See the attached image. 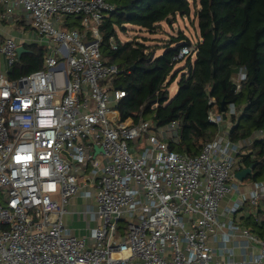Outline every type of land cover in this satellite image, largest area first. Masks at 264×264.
<instances>
[{"label": "built area", "instance_id": "built-area-1", "mask_svg": "<svg viewBox=\"0 0 264 264\" xmlns=\"http://www.w3.org/2000/svg\"><path fill=\"white\" fill-rule=\"evenodd\" d=\"M113 10L105 0H0L1 22L22 20L32 32L0 29V264H264V238L236 221L264 200V181L242 192L234 176L238 154L263 133L239 142L218 133L187 156L169 149L165 131L176 122L120 120L110 109L124 97L113 88L119 68L99 49ZM71 16L79 29L66 25ZM24 42L49 51L41 69L10 79ZM188 55L185 46L177 58ZM208 104V121L221 125ZM79 194L94 200L75 213L96 221L90 238L64 221Z\"/></svg>", "mask_w": 264, "mask_h": 264}, {"label": "trees", "instance_id": "trees-1", "mask_svg": "<svg viewBox=\"0 0 264 264\" xmlns=\"http://www.w3.org/2000/svg\"><path fill=\"white\" fill-rule=\"evenodd\" d=\"M105 1L114 10L101 23L99 49L105 64L119 68L113 88L122 89L124 97L112 110L118 112L120 120L151 121L159 128L176 122V129L165 131L169 149L187 156L198 155L204 144L226 130V122L230 142L251 139L260 131L263 137L252 139L237 158L240 170L253 165L246 179L264 181V0ZM191 12L196 18L195 43L179 30L157 56L155 47L145 43L147 40L121 42L118 38L117 30L126 31L125 25L154 32L161 23L172 27L176 17L188 18ZM79 21L80 17L71 16L66 25L79 29ZM111 37L118 42L116 50L109 45ZM185 46L192 49V55L177 58ZM25 48L27 52L10 69V79L43 66L45 48L36 43ZM181 61L183 66L175 70ZM241 69L244 77L236 82ZM175 82L177 88L171 95ZM211 98L223 125L208 121ZM245 208L255 213L241 217L242 226L264 238V200L256 207ZM124 229L125 223H119L120 235Z\"/></svg>", "mask_w": 264, "mask_h": 264}, {"label": "rangeland", "instance_id": "rangeland-1", "mask_svg": "<svg viewBox=\"0 0 264 264\" xmlns=\"http://www.w3.org/2000/svg\"><path fill=\"white\" fill-rule=\"evenodd\" d=\"M70 22H72V20L70 19ZM5 23L0 21V29H2L5 33H7L9 36L12 37H19L20 29L14 25H11V27H5ZM11 28V29H8ZM21 29H25V31L22 33L23 36L26 38L28 33L30 32L29 29L26 28H22ZM126 31H122V30H117V35L118 38L121 39L122 41H126V40H136V41H143V40H147V42H145L147 45L155 47L156 49V55H160L162 54L163 50L161 49L169 40L172 36H176L177 32L179 30H182L190 39L193 43H195L198 39V35H197V30H196V18L193 14V12H191L190 16L188 18H182V17H176L175 23L173 24L172 27H170L169 25H167L166 23H161L160 24V28L155 30L154 32H148L145 29H142L140 27L137 26H133V25H125ZM88 41L87 39L83 40ZM46 50V54L48 53V49L47 47L43 46ZM19 58V56H18ZM2 62V59H1ZM3 64V62H2ZM184 62L181 61L180 63H178L175 66V70H178L181 66H183ZM5 69V66L4 68ZM175 88H177L176 82L173 83L171 85L170 88V94H174V90ZM113 106H110V109L112 110ZM223 122L221 123V125H223ZM228 122L225 123V128ZM228 129V127H227ZM138 142L136 140H131L128 142L129 145V150L133 153L135 150H137V145ZM136 147V148H135ZM244 184L245 185H249L251 183L250 179H244ZM6 198V196H5ZM94 203V200H93ZM89 204H92V199H87L85 203H83V206H87ZM94 205V204H93ZM82 209V206H80V209ZM76 213V212H75ZM74 213V214H75ZM76 215V214H75ZM239 215V213L237 214V216ZM89 215H83L82 217H77L75 216L74 219H79L83 222H85L86 219H89ZM66 224V223H65ZM123 224V223H120ZM240 224V223H239ZM67 225V224H66ZM119 237V235H117V238Z\"/></svg>", "mask_w": 264, "mask_h": 264}, {"label": "crops", "instance_id": "crops-1", "mask_svg": "<svg viewBox=\"0 0 264 264\" xmlns=\"http://www.w3.org/2000/svg\"><path fill=\"white\" fill-rule=\"evenodd\" d=\"M3 23H5V22H3ZM5 24H6L5 27H11V25H14V26L18 27L20 29V32H21L20 34H22L25 31V29H21L20 27L26 28V29H29L30 30V28H28L27 26L24 25V23L22 22V20L21 21H17V22H13V21L12 22H7ZM11 28H8V29H11ZM2 33L4 35H8L3 30H2ZM31 33L32 32L30 30V32L28 33L27 37L31 36ZM20 34H19V36H20ZM27 37H26V39H27ZM24 43L25 44L23 45V47H25V45H28V43H26V42H24ZM30 44H33V42H31ZM38 45H40V44H38ZM41 46H43V45H41ZM175 91H176V88L174 90V93H175ZM171 95H174V94L171 93ZM116 113H118V112H116ZM225 129L226 130H221L219 133L220 134H224V132H227L228 131L227 128H225ZM251 142L252 141H250L249 144ZM239 183H240V191H242V192L247 191L251 187V184H252V182H251L249 185H245L244 184V181H239ZM86 200H87V198H84L81 194L73 197L70 200L69 206H68V211L70 213L67 214L65 216V218H64V221L67 224V226L69 227V229L71 230V233L73 235H75L76 237H88V238H90L91 233H92V229L97 225L96 221H94L91 217H89V219H86L85 222L79 220L78 218L77 219H74V217L76 216L74 213L77 212V211H79L80 206H82V204L85 203ZM227 201H228V198H224L223 199V201L221 203V208L224 207L225 205H227ZM93 204L94 203H93V199H92V204H90V205H93ZM250 212L255 213V210L252 209V208H245V209H243V211H241L238 216L236 215V221L238 223H240V225L242 226L241 220H240L241 217L250 214Z\"/></svg>", "mask_w": 264, "mask_h": 264}, {"label": "water", "instance_id": "water-1", "mask_svg": "<svg viewBox=\"0 0 264 264\" xmlns=\"http://www.w3.org/2000/svg\"><path fill=\"white\" fill-rule=\"evenodd\" d=\"M27 49L25 47H23L22 45H19L17 47V54L20 57L22 54L26 53ZM221 111H223V108H221ZM100 149L95 148V151L97 152ZM252 170H253V165H250L249 167L243 168L241 170H238L237 172H235V178L238 181H243L244 179H246L248 176H251L252 174Z\"/></svg>", "mask_w": 264, "mask_h": 264}]
</instances>
